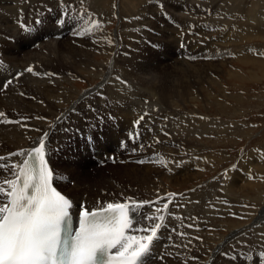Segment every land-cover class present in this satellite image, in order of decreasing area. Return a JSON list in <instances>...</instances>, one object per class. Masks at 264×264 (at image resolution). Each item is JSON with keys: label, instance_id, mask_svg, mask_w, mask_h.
I'll return each instance as SVG.
<instances>
[{"label": "bare ground", "instance_id": "bare-ground-1", "mask_svg": "<svg viewBox=\"0 0 264 264\" xmlns=\"http://www.w3.org/2000/svg\"><path fill=\"white\" fill-rule=\"evenodd\" d=\"M45 1L48 2L50 0ZM70 1L73 3H70ZM27 2L28 0H0V112L5 114L3 117H0V156L7 158L12 152H19L20 150L27 152L33 146H38L37 141L42 134L44 132H49L48 128L50 127H48L47 122L52 120L56 122V127L54 132L45 138L47 144L46 155L51 159L52 155L50 149L53 148L55 152L60 150L61 148L57 142L62 140L61 137L67 135L66 133H62L65 132L62 131L65 128H61L58 124V121L65 119L67 114V112L62 111V98L64 97L62 94V88L66 82L76 79L74 72L78 66L91 69L98 68L97 70L103 72L106 71V67L102 66V63V65H99V63L96 62L94 50L95 48L101 49V46H103L102 44L105 45L108 40L107 35L104 32L99 31V34L97 35V29H92L91 22L95 20L91 15L93 5V1L91 0H85L84 6H77L76 0H62L61 2L63 3L54 10L55 12H59V19L62 17L60 12H62L63 9L67 10L65 17H68L71 11H76L75 15L79 18V22H75L76 18L74 21L72 19H65L67 22L66 30H69L74 26L76 27L79 24V28L78 30L76 29L74 34L91 27V31L87 32L82 38L71 35L63 42H60L56 38V35L60 33L62 27L52 23L53 16L49 12L44 11L43 5L40 4L42 2L38 1L40 3H32L33 6H28ZM101 2L103 4V1ZM151 2H153V5H151L153 8L152 10H139L143 13L153 15L159 7L155 5V1ZM163 2L166 5L165 9H170L171 12H175L173 18H175L174 20L177 22L185 23V21H181L180 19L189 21L187 16L191 18L193 17L192 19H195L193 22V30L189 25L175 27L174 29L172 25V28L168 27L163 29L162 32L160 31V34H158L160 37L158 40H164V42L157 50L153 46H149L148 52H151V54L146 50L143 51L146 46L144 38L152 35V32L146 31V29L147 27L150 30L152 29L154 35H157V31L160 29L157 30L156 24H161L163 21L158 23H156V20L152 19L151 21H147L145 24V32L141 29L144 34L137 35L134 32H130L126 39V51L128 52V55L123 59V64L128 67H119L116 70L113 69L112 72H105L103 89L99 90L101 86L96 88L99 90L98 92L102 94L101 96L103 97L104 102L98 96L94 97L93 95L89 99H82L83 104L85 105L76 106V111L80 110L81 115L78 116L75 114L78 117H72L70 121V123L79 124L78 127L83 130L85 129V126H88L89 124L91 125L92 123H96L99 130L100 127H104L102 130L98 131L103 138V140L101 139V144L94 146L93 150L96 152L91 151L89 148L86 152H79L78 154L72 155H68L69 152L59 151V154L56 152L59 157L56 162L53 161V164L56 169L59 170L61 181L62 176L65 174L73 181L80 182V184L83 185L85 182L80 180V174L78 175V173L84 170L85 164L88 161V152L91 155L95 154L97 156L96 159L102 157V159L105 160L106 156L110 157L112 155L111 152L108 151L111 149L114 150L117 142L119 145H123V143L126 142V139L129 140L130 138L131 140L125 144H131L134 142L138 143V146L141 145L142 147L140 148H144L143 151L146 152L144 156L149 157V162L142 167L124 165L120 167V169H117V171L115 170V173H113V171V182H110V185L105 183V175H101V180H98L99 183L98 181L93 183L90 182L91 185L85 190H79V187L76 186L71 190L69 189L70 193L64 191L72 199L74 203L73 208L77 217L79 205L81 203L85 206L88 205L90 211L98 207L97 201L101 202L102 199L96 194L103 193L105 191L103 189H108L109 187L111 190L110 192L118 195H116V198H113V200H111V198V201H108L107 203H118L129 200L136 202L149 201L147 205L139 210L136 216V220L139 221V224H137L136 227L142 228L150 226V222L143 219L145 216L163 215L165 217L163 222L159 220L156 221L162 223L163 227L158 232V239L154 242L151 252L144 258L145 264H212V262L213 264L261 263V260L264 259L260 256V253L264 251V236H262V234H264V183L257 187L255 186L257 197H255L256 202L254 206L257 209L254 206H251V208L254 207V209H256L254 213H259L256 218V227L251 229L250 233L241 237L242 239H238V242H235L236 247L232 246L234 248L228 251L229 253L226 254L227 256H225L222 263H218V261L214 260V251H212L213 247H202V244L204 245L205 242L194 244L196 241H192V232L195 231L196 227L203 225L201 222L203 219L200 217L209 214L210 212L213 214L216 212L215 209H220L221 211L228 208V206L224 204L229 203V200L227 196H225L224 191L222 192V190H220V179L192 194L188 202L190 204L189 207L184 210L179 209L178 212L176 210L177 205H171L169 203V198L167 195L163 194V191L160 189L155 191L153 188L156 179H159L166 173L169 174L171 182L175 185L188 184L191 181L200 180L204 176L205 171L200 173L198 170L197 172L199 173H193V168L190 167L193 163V159H188L190 152H185L184 148L182 153L178 154L180 149L177 147H182L189 142L186 141V139L182 141L177 137H180V135L185 132V129L193 120V117L190 116L186 121H183L184 115H181L182 111H180V102L185 101L188 94H192L195 89V94L198 95L200 93L197 92L198 88L191 87V84H197L198 81L204 77L203 73L205 75L206 73L210 75V73L214 71L217 73V71L220 70L221 65H217L218 63L216 62H221L220 64L223 66L226 65V63H223L225 57H223L221 53L214 51L215 48L218 49V47L214 48L215 43L212 44V48L209 46L207 47V40L211 42V39H213L212 37L211 39L208 38L209 34L212 32L203 36L201 40H199L202 36V32L207 31L208 28L210 31L211 29L222 30L224 32V34L222 33L224 38L220 39L223 49L228 48L229 44V46H231V43L236 44L242 40L254 42L253 39L257 33L255 32V29H251L253 30L251 31L246 28H243V30L238 28V20L244 15L245 12L243 11L245 10H243L244 8L242 9V7H238L239 15H237L234 3H230L229 0L227 2L224 0H163ZM68 3L72 5L75 4L76 8L72 7L71 11H69L70 4ZM98 4H100V2H98ZM80 9L83 13L79 11ZM157 12L160 19L163 18L161 12L159 10ZM256 14H258V16ZM256 14L249 19L254 23H257L261 19L260 23L264 24V10ZM37 15H40L43 21H47V23L45 24L41 21L40 24H37L35 22ZM29 17L31 20L30 23L27 22ZM141 17H143L142 14ZM72 22H74V24L68 27L69 23ZM244 23L245 25H248L249 22L247 21ZM64 27L65 25L63 26V29ZM249 27L251 28L252 25ZM125 28L127 29V27ZM197 28L200 29L196 32ZM232 31H234L233 36L231 38H226V36ZM126 34L124 33L123 35ZM196 34L197 36L199 35L198 39H194L193 41L188 40L191 36L197 38ZM219 35L222 36L221 34ZM45 36H48L47 41L44 40ZM88 37H90V39H87ZM38 38L41 39L38 40ZM30 40L32 41L29 42ZM159 41H155L157 46H159ZM20 42L25 44L29 42L26 47V52H19ZM37 42H39L38 45H36ZM155 42L153 43L155 44ZM182 43L185 44L184 47H189V44H193L194 47H196L195 44L201 46L199 52L194 53L195 56L193 57H195V59H193V61L195 63H191L186 59L179 60L181 57L172 56L171 58L168 55L163 54V50L168 48H172L174 49L173 51H176ZM241 47H239V49ZM235 49L238 50L237 48ZM121 52L123 53V51ZM116 57L117 56H115V58ZM209 57H213V60L215 61H208V59H210ZM171 59H177L174 65L169 64L168 61ZM121 62H118V65L122 64ZM241 62H245L246 64H250V62L260 64L256 59L251 58L249 60H242ZM116 63L117 62L115 61V64ZM260 65L261 70L264 71V62ZM28 67L33 68L32 73L25 71ZM235 75L237 77L241 76H238L237 72H233V76ZM117 78H119V80ZM208 79H211V82L216 83L214 77L210 76ZM8 81H12V83L5 87ZM124 82H126V84ZM201 86L200 89L202 88ZM200 95H198L197 98H199ZM73 100L74 99H72V102ZM86 104L88 106L84 107ZM173 104H177V108L176 106L173 107ZM75 105L76 104L74 103L72 106ZM141 115L144 116V120H141L140 123L137 124L136 121ZM193 115L195 114L193 113ZM58 117H60V119H57ZM100 117L102 118V124L98 122V118ZM4 119L6 120L5 123H3ZM183 122H185L184 126ZM206 125L208 126L207 123ZM123 132L126 134V137L122 136ZM24 159H27V156H15L10 157L8 162L19 165ZM91 161V163H93L96 160ZM178 165H180L181 168H178ZM244 165L241 166V168L238 167V172L245 169ZM197 166H199V164H197ZM175 170L176 175L172 177V171ZM12 178L14 177L9 170L0 169V185L3 184L5 179ZM239 178L240 181L244 180L240 173ZM128 179L133 182L134 188L137 187L139 191H142L141 196L138 194V196L129 195V190L133 188L129 189L125 183H120V181H118L121 180L122 182H126ZM85 180L88 181V179ZM116 180L118 182H116ZM227 183V189H234L231 182L229 183L227 181ZM246 183L248 182L246 181ZM252 183L245 184L244 188H248L249 190L254 187V184ZM117 186L120 187V191H117ZM242 187L243 185L239 187L240 190H244ZM79 191L81 192L77 193ZM0 202H6L4 201V197L0 196ZM165 203L168 204L167 209L164 208ZM238 230L237 227L236 230L232 229L231 234L235 235ZM130 234L141 235L148 233H138L133 231ZM181 236L183 237L181 238ZM225 237L226 236L222 235L218 238L220 241L230 240V235L228 238ZM204 250L205 252L209 250V252H212L213 254L211 255L209 262L198 261V258L204 253ZM224 251H226V249ZM168 253L172 254L173 257L170 259L168 258L166 262L162 260L159 261L160 255L165 254L166 256Z\"/></svg>", "mask_w": 264, "mask_h": 264}, {"label": "rangeland", "instance_id": "rangeland-1", "mask_svg": "<svg viewBox=\"0 0 264 264\" xmlns=\"http://www.w3.org/2000/svg\"><path fill=\"white\" fill-rule=\"evenodd\" d=\"M61 1L62 0H50L47 2L45 0H32V1L28 0L27 5L33 6L32 3L42 4L44 11L49 12L53 16L52 19L53 24L58 25L57 23H59L61 20L64 21V22L61 21L65 25L64 29L63 30L61 29L59 35H56L57 39L60 42H63L65 39L67 40V38L71 35L73 36L75 35V37L79 36V38H82L83 36L80 37V35H77V33L74 34L76 32V29L78 30L79 24L76 27L74 26L69 30H66L67 22L65 19L67 20L72 19L74 21V19L76 18L75 22H79L78 21L79 18L75 15L76 11L75 12L71 11L72 7L76 8L75 4L74 5L70 4L73 3L72 1L68 3L70 4L69 11H71L68 17L64 16L67 14L66 9H63L62 12H60V15H62L60 19L58 15L59 12L54 11L59 7L61 3H63ZM84 1L85 0H79V1L76 0L77 6L80 5L84 6ZM91 1H93L91 15L93 16L95 21L97 20V22L99 23L101 22L100 24H98V26H96V28L93 27L92 29L94 30L97 29L96 30L97 35L99 34L98 33L99 31L104 32L107 35V40H108L107 41L108 44L107 43L105 45L102 44L103 46H101V49L95 48L94 50L96 62L99 63V65L103 64L102 66L106 67L105 72L107 71L112 72L113 69L116 70L119 67L121 68L128 67L125 66V64H123L124 62L123 59L125 58V56L128 55V52L126 51L127 35H129L130 32L132 33L134 32L137 35L144 34L141 29H143L145 32V28H146L145 24L147 21H151V19L156 20V23L162 21L163 22L161 24H156L157 30L160 29L157 31L158 32L157 35H154L152 29L150 30L147 27L146 31L152 32V35L147 38H144L146 46L144 47L143 51L146 50L148 52L149 46H153L156 50L159 47H161L164 40L159 41L158 38L160 37L158 36V34H160L159 32L160 31L162 32V30L165 28L168 27L172 28V25H173V29L175 27L189 25V27L192 28L193 30V22L195 19L193 20L192 19L193 17L191 18L187 16L189 21L180 19L181 21H185V23L177 22L176 20H174L175 18H173L175 12H171L170 9L169 10L165 9L166 5L164 4L163 0H91ZM101 1H103V4ZM151 1H155L156 3L155 5L159 7L158 10L161 12L163 18L160 19L157 9L153 13V15L155 14L154 16L152 14L143 13L140 11L141 9L152 10L153 8L151 5H153V2ZM224 1L227 2L228 0H224ZM229 1L230 3L231 2L234 3V7L236 8L235 10L237 15H239L238 7L239 8L242 7V9L244 8L243 9L245 10L243 11L245 12L243 15L244 17L241 16L239 18L240 20H238L237 25L238 28L242 30L243 28L244 29L246 28L247 30L255 29V32L257 34L253 39L254 42L242 40L237 42L236 44L231 43V46H229L230 45L229 44L228 48L223 49V47L221 46L222 42L220 39V38L222 39L224 38L223 36L224 32L222 30L211 29L210 31V29L208 28L207 31L202 32L201 34L202 36L200 37L199 40H201L203 36L208 35L209 33L212 32L208 36L209 39H211V37L213 38L211 39V42L205 38L208 42L207 47L209 46L212 48L213 46L212 44L215 43L214 48L218 47V49L215 48L214 51L221 53L223 57H225L223 59L224 60L223 63H226V65L223 66L222 64H220L221 62H216L218 63L217 65H221L220 70L217 71V73L215 71L210 73V75L207 73L205 75L203 73L204 77L200 79L197 84L194 83H192L193 85L191 84V87L198 88L197 92H200L198 95L201 94L199 98H197L198 95L195 94L196 93V89H195V91L192 94L191 93L188 94L187 97L188 99L186 98V100L182 101L183 103L180 102L181 104L179 105L180 111H182L183 113V114L181 113V115H184L183 121H186L190 116L193 117V120L190 122L191 124L189 123V125L185 129V132L182 135H180V137L179 136L177 137L182 141L185 139L186 141H189L187 142L186 145H183L184 147L177 146L180 149L179 151L180 153L178 152V154H181L184 148H185L184 150L185 152H190L189 153L190 155L189 154L187 155H189L188 159L191 160L193 159L192 160L193 163L190 165V167L193 168L192 170L194 171L193 173L196 174L205 171L204 176L202 179L197 181H191L188 184L175 185L171 182V178L169 177V174L166 173L163 176H161L159 179H156V183L153 184V188L155 191L160 189L161 191H163V194L167 195V197L169 198V203L171 205H177L176 210L178 212L179 209L184 210L185 208L189 207L190 204L188 202L192 194H194L196 191L201 190L202 188L207 187L208 184L210 185L213 182L220 179V183H221L220 190H222V192L224 191L225 196H227L229 200V203L224 204L228 206V208L226 210H221V211L220 209H215L216 212H214L213 214H211L212 212H210L209 214L202 216L203 218L200 217L201 219H203L201 221L203 225L196 227L195 231L192 232L193 234L192 241L193 240L196 241L194 244L205 242L204 245L202 244V247H211V248L213 247L212 251H214V258H215L214 260L218 261V263H222L224 261L225 255L229 253L228 252L229 250L234 248L232 246H235V242H238V239H242L241 237H243L245 234L250 233L251 229H254L256 227L257 225L256 218L258 217L259 213H254L257 209L254 206L256 202L255 197H257L255 186L257 187L258 185L264 183L263 181L264 180V74H263L264 71L261 70V65H260L261 63L264 62V36H263L264 24L260 23L261 20L260 16H259L260 20L257 23H254L252 20L249 19L250 17L255 16L254 14L258 12H262L264 10V0H232V1L229 0ZM98 2H100V4H98ZM79 11L83 13L81 9ZM141 14L143 17H141ZM256 15L258 16V14ZM36 19L38 21L40 20L43 21L40 15H37ZM247 21L249 23L248 25H245L244 22ZM27 22L28 23L31 22L30 17ZM43 22L45 24L47 23V21H43ZM139 23L141 26L139 25ZM73 24L74 22L69 23L68 27H70V25ZM251 25L252 27L250 28L249 26ZM136 26L138 27V29ZM125 27H127V29ZM200 28H197L196 32ZM233 32L234 31L228 34L226 38L229 37L231 38L233 36ZM124 33L125 34L128 33V34L123 35ZM219 34H221L222 36H220ZM198 38L199 35L197 36V38H193L191 36V38L188 40L193 41L194 39H198ZM40 39L41 38H38V40ZM87 39H90V37H88ZM44 40L47 41L48 36H45ZM31 41L32 40H30L29 42ZM155 41H159L158 43L159 46H157ZM153 42H155V44ZM28 43L25 44L20 42L19 52L22 51L26 52V47L28 46ZM38 44L39 42L36 43V45ZM121 46H122V50H121ZM184 46L185 44L182 43L176 49V51H173L174 49L172 48H168L166 50H163L164 52L163 54L168 55L171 58L172 56L181 57L179 58V60L186 59L191 63H195L193 59L191 60V57L195 56L194 55L195 52H199V48H201V46L199 44H195L196 47H194L193 44H189V47L188 46L184 47ZM239 47L241 48L239 49ZM235 48H237L238 50H236ZM119 49L123 51V53ZM248 50H250L251 52ZM148 53L151 54V52ZM121 54L123 55V58ZM115 56L117 57L115 58ZM209 58L210 59H208V61L213 60V57L212 58L209 57ZM250 58L256 59L257 62H260V64L255 62H250V64L241 62L242 60H249ZM115 61L117 62L116 64ZM176 61L177 59H171L168 62L170 65H174ZM118 62H121L123 65L122 64H120L121 66L118 65L119 64ZM78 67L74 72L75 74L74 76L76 77V79H72L66 82V84L62 88V90L64 91V92L62 91V94L64 96L62 98V104H63L62 111L67 112V114L65 119H61L62 121L61 120L58 121L60 127L65 128L62 130L65 132L62 133H66L67 135L61 137L62 140L57 142V144L61 149L56 152L57 153L59 151L69 152L68 155L78 154L79 152L81 153L86 152L88 148L91 149V151L96 152L91 147L100 145L102 142L101 139L103 140V138L101 137L98 131L102 130L104 127H100L99 130L98 125L96 123H92L91 125L89 124L88 126H85L87 130L86 129L83 130L78 127L79 124L70 123L72 117H78L81 115L80 110L76 111V106L85 105L83 104L82 99L84 98L89 99L93 95L94 97L98 96L104 102V99L101 96L102 94L98 91L103 89L104 87L103 82L105 80V74H104L105 72L97 70L98 68L91 69V68L80 67L81 68L80 69ZM233 72H237L238 76L239 75L241 76L239 77H237L236 75L233 76ZM210 76L216 79V83H213L211 82V79H208L210 78ZM200 86L202 87L201 89ZM97 87H100V89L99 90L96 89ZM75 95H77L78 97ZM71 98L76 101L73 100L72 102ZM74 103L76 105L72 106ZM87 106L88 105L86 104V106L84 107ZM172 106L173 107L176 106L177 108L178 105L173 104ZM193 113L195 115H193ZM75 114H77L78 116ZM21 121L23 122L22 119ZM101 121L102 118L101 117L98 118V122L101 123ZM5 122L6 120L4 119L3 123ZM48 122H47L48 127H50L48 128L49 130L48 133L51 134L54 132V129L56 127V122L52 120H49ZM206 123L208 124V126L206 125ZM184 124L185 122H183V126ZM73 129L76 131H74ZM83 135H85L86 137H83ZM122 136L126 137V134H124L123 132ZM85 140L88 141V143H85ZM130 140H131L130 138L129 140L126 139L125 143H127ZM125 143H123V145L122 144L119 145L117 142L115 144L116 148L114 150L111 149L108 151L111 152V154L114 156L113 159L110 158L112 155L110 157L106 156L105 160L102 159V157L100 159H96L97 156L95 154L91 155L88 152L87 155L88 161L85 164L84 170L78 173V175L80 174L79 176L80 180L85 182L83 183V185L80 184V182L73 181L70 177H68L65 174L62 176V181L61 178H57L58 180L57 184L61 187L63 191L70 193V190L76 186L79 187L78 188L79 190L87 189V187L91 185L90 182L93 183L95 181H98L99 179L101 180V175H105L104 181L107 185H110L109 183L113 182L112 180V177L114 176V175L112 176L113 171H114L113 173H115V170L117 171V169H120V167L124 165H135L142 167L144 166V164L149 162L148 160L149 157L144 156V154L146 153L145 151H143L144 148H140L142 147L141 145L138 146V143H134V142H132L131 144H125ZM50 151L52 153V160L56 162L58 160L59 153L57 154L55 150L54 153L52 150ZM91 160L93 161L96 160V161L91 163L92 162ZM141 160L144 162L140 163L139 161ZM197 164H199V166H197ZM243 165L245 169H243V171L238 172L239 169L238 167L241 168V166ZM178 168H181V166L178 165ZM198 170L199 172H197ZM56 172L58 173L59 170L57 169ZM175 172L176 170L172 171V177L176 175ZM239 173L240 175H242V178H244L243 181L239 180L240 179ZM58 176L60 177V173H58ZM85 179H88V181ZM230 180H232L233 183L234 182L236 183L233 184L232 181ZM118 181H120V183H125V185L129 189L133 188L129 190V195H136V196L142 195L141 193L142 191H139L137 187L134 188L133 182L130 179L126 180V182L124 181L122 182L121 180ZM118 181L116 180V182ZM227 181L229 183L231 182V184L234 186V189L232 190L227 189V185H228ZM246 181L248 183L253 182L252 184H254V187L250 188L249 190L248 188H244L245 184H248L246 183ZM242 185H243L242 188L244 190H240L239 188ZM117 189H118L117 191H120V187L117 186ZM103 190H105L103 193L96 194L98 197H101L100 198L102 199L101 203L102 202L107 203L108 201L113 200V198H116V195H118L110 192L111 190L109 187L108 189L105 188ZM245 191L247 192V194ZM80 192L81 191L77 193ZM86 206L89 207L88 205ZM251 206H254L256 209H254V207L251 208ZM236 227L239 230L238 232H236V234L234 233L236 235L235 237V235L231 234L232 233L231 230L232 229L236 230ZM217 232H221V233H217ZM220 235L226 236L225 238H228L230 235V240L229 241L224 240L225 241L224 243V241H220L219 239L221 237ZM182 237L183 236H181V238ZM225 249L226 251H224ZM205 250L203 251L205 254L203 253L202 255H200L198 261L209 262L211 255L213 254L212 252H209V250H207L206 252ZM168 254H166V256L165 254L160 255L159 261L162 260L166 262L168 258L170 259L171 257H173L172 254L170 253ZM261 261L262 262L258 264H264V259H262Z\"/></svg>", "mask_w": 264, "mask_h": 264}, {"label": "snow or ice", "instance_id": "snow-or-ice-1", "mask_svg": "<svg viewBox=\"0 0 264 264\" xmlns=\"http://www.w3.org/2000/svg\"><path fill=\"white\" fill-rule=\"evenodd\" d=\"M98 24L91 22L92 27ZM90 31L91 27L77 35ZM25 71L32 73L33 68ZM11 83L8 81L5 87ZM4 115L0 112V117ZM141 120L143 115L136 123ZM48 135L44 132L38 146L27 152L0 156V169L9 170L14 177L0 185V196L6 201L0 202V264H145L144 258L163 227L156 221L163 222L165 217L145 216L150 226L140 228L136 227V216L149 201H97L98 207L91 211L83 203L79 205L78 227L74 228V203L54 186L56 177L46 159ZM15 156L27 159L19 165L9 163ZM164 208H168L167 203ZM133 231L148 234H130ZM260 256L264 258V251Z\"/></svg>", "mask_w": 264, "mask_h": 264}]
</instances>
